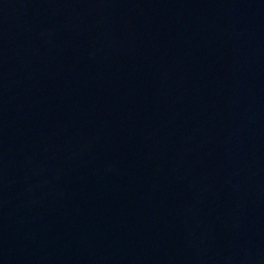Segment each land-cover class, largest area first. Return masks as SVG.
I'll return each mask as SVG.
<instances>
[{
  "label": "water",
  "instance_id": "obj_1",
  "mask_svg": "<svg viewBox=\"0 0 264 264\" xmlns=\"http://www.w3.org/2000/svg\"><path fill=\"white\" fill-rule=\"evenodd\" d=\"M0 264H264V0H0Z\"/></svg>",
  "mask_w": 264,
  "mask_h": 264
}]
</instances>
